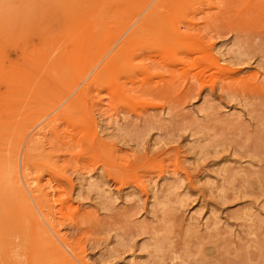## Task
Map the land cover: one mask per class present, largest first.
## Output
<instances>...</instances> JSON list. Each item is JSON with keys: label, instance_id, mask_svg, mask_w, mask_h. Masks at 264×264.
<instances>
[{"label": "rangeland", "instance_id": "rangeland-1", "mask_svg": "<svg viewBox=\"0 0 264 264\" xmlns=\"http://www.w3.org/2000/svg\"><path fill=\"white\" fill-rule=\"evenodd\" d=\"M160 1L0 0V264L14 151L76 264H264V0Z\"/></svg>", "mask_w": 264, "mask_h": 264}, {"label": "bare ground", "instance_id": "bare-ground-1", "mask_svg": "<svg viewBox=\"0 0 264 264\" xmlns=\"http://www.w3.org/2000/svg\"><path fill=\"white\" fill-rule=\"evenodd\" d=\"M164 1H168V0H161L160 3L164 2ZM159 3V4H160ZM143 17V16H142ZM140 20V19H139ZM81 23V22H80ZM81 25V24H80ZM135 25V24H134ZM86 26V25H85ZM73 27V26H72ZM67 30V29H66ZM71 31V30H70ZM75 31V30H74ZM131 31V29H130ZM141 29H136L135 32H141ZM74 38V37H73ZM75 38H78L77 36ZM82 39V38H81ZM137 39V38H136ZM74 40V39H72ZM120 40V39H119ZM79 42V41H78ZM77 44V43H76ZM80 44V42H79ZM78 44V45H79ZM133 44V43H132ZM69 53V52H68ZM74 57V56H73ZM72 59V58H70ZM74 59V58H73ZM68 60V59H67ZM101 63V62H100ZM71 65V64H70ZM2 117L0 116V128H1V122H2ZM46 119V118H45ZM44 121V120H43ZM39 126V125H38ZM96 135V134H95ZM28 149V147H25ZM19 149V148H17ZM19 152V151H18ZM18 152H12L11 155H9L6 159V163H8V169H7V185H8V192L10 194L11 197H13L14 199H16L18 202H22L23 206L29 211V213H31L32 215V225L33 227L36 229V231L38 232L39 235V240L43 246V248L48 251L51 256L53 257V259L58 263V264H76L75 262H77L78 260L76 258H73L77 261H73L64 251L63 249H61V247H59L58 243H60V245H64L63 243L61 244V241L57 243L58 238H57V234L54 228V224H52V222H45V220H41L40 216L42 218H44L43 214L40 212L41 210L39 209V214L40 216L37 215V213L35 212V210L33 209L36 208L38 205L36 203H33L34 205H31L29 201L33 202L32 200L34 198H32V200H29V197H27V194L25 193L24 189H28V187H26L25 183L21 180V178H23V176L21 177L19 173V157H18ZM27 152V151H26ZM27 154V153H26ZM20 156V155H19ZM24 158V156H22ZM25 160V159H24ZM6 170V169H5ZM2 171V170H1ZM27 173V172H26ZM5 174V173H4ZM25 179V178H23ZM26 181V180H25ZM23 182V183H22ZM25 185L24 188L22 185ZM26 187V188H25ZM29 190V189H28ZM27 190V191H28ZM32 193V192H31ZM47 193V192H46ZM32 195V194H31ZM33 197V196H32ZM35 201V200H34ZM36 204V205H35ZM33 206V207H32ZM36 206V207H35ZM47 221V220H46ZM62 233V232H61ZM57 239V240H56ZM19 240V239H18ZM24 244V243H21ZM23 246V245H22ZM66 247V246H65ZM64 247V248H65ZM63 248V246H62ZM67 249V247H66ZM19 250V249H18ZM68 254H70V250L67 251ZM19 254V253H18ZM72 256V255H71ZM18 257V256H17ZM20 259V258H19ZM80 260V259H79ZM20 261V260H19ZM80 263V261H79ZM82 264V262H81Z\"/></svg>", "mask_w": 264, "mask_h": 264}]
</instances>
